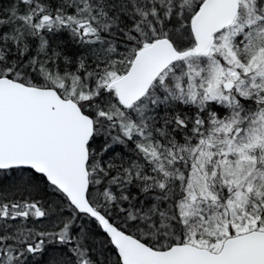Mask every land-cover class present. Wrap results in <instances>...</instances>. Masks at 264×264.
<instances>
[{"label":"snow or ice","instance_id":"6c2138e0","mask_svg":"<svg viewBox=\"0 0 264 264\" xmlns=\"http://www.w3.org/2000/svg\"><path fill=\"white\" fill-rule=\"evenodd\" d=\"M0 264H264V0H0Z\"/></svg>","mask_w":264,"mask_h":264}]
</instances>
